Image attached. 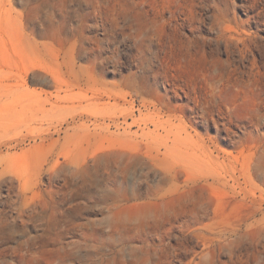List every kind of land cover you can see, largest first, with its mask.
<instances>
[{"label": "rangeland", "instance_id": "obj_1", "mask_svg": "<svg viewBox=\"0 0 264 264\" xmlns=\"http://www.w3.org/2000/svg\"><path fill=\"white\" fill-rule=\"evenodd\" d=\"M0 264H264V0H0Z\"/></svg>", "mask_w": 264, "mask_h": 264}]
</instances>
